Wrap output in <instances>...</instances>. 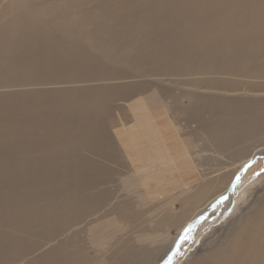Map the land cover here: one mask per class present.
Listing matches in <instances>:
<instances>
[{"label": "bare ground", "instance_id": "obj_1", "mask_svg": "<svg viewBox=\"0 0 264 264\" xmlns=\"http://www.w3.org/2000/svg\"><path fill=\"white\" fill-rule=\"evenodd\" d=\"M88 1L97 17L113 21L107 36H119L122 26L133 39L128 60L124 45L114 47L111 63L89 49L82 56L87 36L80 40L75 31L97 19L87 15ZM28 8L29 0H11L3 11L16 12L14 20H0V44L15 39L12 51L0 54V264H162L264 152L257 150L264 136V0H66L65 9L81 18L53 28ZM123 60L153 79L146 96L135 73L112 83L126 78L110 68ZM98 72L112 82L85 87ZM164 79L172 86L167 98L158 83ZM180 85L185 102L169 108ZM129 94L131 102L122 99ZM189 129L215 142L209 162L220 159L224 169L200 172ZM185 170L194 184L184 183ZM241 213L225 237L217 233L185 264H264V191ZM130 223L140 230L117 238ZM93 247L105 251L84 255Z\"/></svg>", "mask_w": 264, "mask_h": 264}, {"label": "rangeland", "instance_id": "obj_2", "mask_svg": "<svg viewBox=\"0 0 264 264\" xmlns=\"http://www.w3.org/2000/svg\"><path fill=\"white\" fill-rule=\"evenodd\" d=\"M9 2H11V0H0V20H2V23H5L7 21L9 22L10 19L12 21L15 18L14 15L16 12L12 14L11 12L5 13L3 11V7H5L6 4H9ZM39 5H40V7H37ZM46 7H47V9H46ZM32 8H34L35 12L31 11V10H33ZM43 8L45 11L44 10L42 11ZM65 8H66V0H62V1L61 0H41V1L40 0H32V1L29 0L28 12L33 13L32 14L33 16H36L38 14L37 15L38 17L37 18L35 17L34 19L40 21V23H42L43 25H44V23H47L52 28L56 25L61 26L62 24L71 23V22L81 18L80 15L82 13H80L79 11L71 9V8H67V9H65ZM86 8H87V15H90L91 17L92 16L97 17L98 15L101 14V13H98L97 8L94 5H92V3L89 1L87 2ZM116 8H118V7H116ZM116 8L114 9L115 12H116ZM39 9H40V11H38ZM1 11H2V13H1ZM9 14H11V16ZM43 14H45V15L43 16ZM107 19L108 18H104V17H100V16L97 17V19L95 18L92 21V24H94V26L96 25L95 27L90 22L89 23H90V25H92V27L90 25L88 26L89 23H87L88 29H93V28L96 29L97 28L99 31H101L102 35L100 37H95L94 35H93L94 37H90L91 35L88 34L89 30L85 26H84V28L78 27L76 29L75 33H80V36H79L80 40H84L82 37L83 35L87 36L88 42L83 41L84 43L83 42L81 43L82 44L81 48L83 50L81 53L85 52V54L82 56L83 57L87 56V53L90 50L88 55L90 54L89 56H91L92 58H94L98 62L107 61V62L111 63L112 58H113V53H115V51H117L116 49H118L119 45L120 46L124 45V48H123L124 52L125 53L127 52V54L129 55V56H126V59L132 57L133 52H134L133 48L136 46L135 43H132L133 39H130L129 35H127V34H122V32H123L122 26H118L119 28H117L119 31H121L119 36L115 35V36H117L116 38H115V36H111V37L109 35L107 36L103 31L106 30V28H112L114 25L113 21H111L110 19L108 21ZM103 20H105V21L103 22ZM12 23H14V22H12ZM22 23H23V21L20 23V25ZM110 23H113V25ZM133 24H136V23H133ZM26 26H29V24L26 23ZM44 26H46V25H44ZM126 26L127 27L130 26V24H128V25L126 24ZM46 27H48V26H46ZM0 28H1V25H0ZM55 28H57V27H55ZM73 36L75 38H77V40H78V37L76 34H73ZM73 36L66 37L65 39L70 40L73 38ZM120 36H121V38H119ZM161 37L162 36H159V39ZM88 38L89 39L92 38V39L89 41ZM97 38H99L98 40H100L102 38V40L100 42L96 41ZM9 39L13 40L14 37L13 36L11 37L8 35L7 39L4 38L1 41V42H3V41H5V42L0 44V54H3V53L6 54L5 53L6 50H8L10 52L12 51L13 43L15 41L10 42ZM100 44H102V46ZM9 45H12V47L11 46L9 47ZM107 46H108V48H107ZM91 54H93V55H91ZM83 57H81V58H83ZM110 68L111 69H118V70H116V72L118 71L119 77L120 76L126 77L125 80H120V81L114 80V82L111 81L112 83H119V82L122 83V81L128 82L130 80L129 78H133V74L135 73L134 74L135 75L134 80L138 79V82H141L142 85L144 86V88H143L144 94L143 95L146 96L147 93H149L151 91L149 89V85L151 84L153 79L151 78L152 80L150 79L149 81H147L148 78L145 79V77H144L145 74H142L143 77H140L139 75L142 71L139 73L137 71L134 72V68L131 65H129L126 61H124L120 64H116L115 66L110 65ZM138 69H140V68H138ZM93 75H94V77L93 78L91 77L92 78L91 80H94L93 81L94 83L92 81L87 82L88 85L85 87L94 88V87L104 85L105 82H106L105 85H108L109 83H111L110 81H107L106 79H104L102 77L103 76L102 72L91 74V76H93ZM167 81H168V84L166 83L165 79L163 81L162 80L158 81V83L161 85V88H160L161 96H163L164 98L165 97L167 98V96L169 97V95L165 92H166V90L170 89V87H172L170 85V81L168 79H167ZM158 83H157V85H159ZM147 84H148V88L145 87V85H147ZM181 87L183 88L184 86L180 85L176 89L177 92H175V89L172 88L173 89L171 91L172 94L170 95V97L172 99L168 100V102H167V105L169 108H174L175 107L174 105L178 104V101H180V100L182 101V103L185 102V99H181L178 96V93L180 91H182ZM162 88H163V90H162ZM164 89H166V90H164ZM58 91L59 90H56L57 93H58ZM147 91H149V92H147ZM162 94H164V95H162ZM122 99H124L125 101L128 100V102H131L132 95L129 94L127 97L122 98ZM251 99H252V101H251ZM251 99L250 100L247 99V100L252 102L253 104H255L258 101V100H254L255 98H251ZM118 100L119 99L112 100L114 104H112V108H111L112 111L109 113L110 116L114 117L116 115V112L113 110L117 108V106L115 104L118 103ZM174 100H175V102H173ZM234 100L238 101L237 99H234ZM245 101H246V99H245ZM121 102L122 101H120L119 103H121ZM33 109H34V107H33ZM37 111H39L40 113L44 112V110H42V109H37ZM34 113H37V112H34ZM42 113L39 116L43 115ZM163 117L164 116L158 118L157 120H160ZM180 118H181V120L180 119L177 120V123L178 124L180 123L181 125H183L185 123L183 121V119H185V117L180 116ZM204 118H207L206 120H208L209 116L208 115L204 116ZM25 121L26 120H23V122H25ZM191 126H195V125H191ZM188 131L193 133L192 136H193V138H195L194 139V141H195L194 146L196 147V149H198L197 151H200V153H199L200 157L198 158V161H199L198 164H201V171L200 172L204 173V174H208V177H210L213 175L212 173L215 170H217L219 168L224 169L225 168L224 166H220V159H214L213 161L209 162V160L212 158V152L215 150L214 149L215 142H213L211 139L206 138L205 136H199L198 134L195 135L194 129H189ZM171 132H172V130H170V133ZM185 133L186 132L182 131L180 133V138H183V139L187 138V136L184 135ZM261 144H264V136L262 137ZM261 144L257 150L263 149L264 146ZM216 145L219 148V145L218 144H216ZM207 165L210 167H208ZM48 168L49 167H47L46 169L49 170ZM118 168H119L118 171H120V172H121V170L126 171V169L123 167H118ZM187 172L189 173L190 171L185 170L184 176L185 177L187 176V177L184 180V183H187L188 185L190 183L194 184L196 181L195 176L193 175V176L188 177ZM239 174L240 175L237 176L238 178L231 182L232 186H231V184L229 185L230 188L228 187V190L226 192L227 194H220V196L217 197V199L211 205L209 210L206 211V213H204V215L201 216L197 220L196 224L192 228H190L189 230L186 231L185 235L182 237V241L179 244V246H176V248H174L175 250H173V253H171V255L168 256L167 259L165 260V262H163L162 264H185L189 260V258H192V256H194L198 250L202 249L203 246H205V245L208 246L207 242L209 240H212L216 236L217 233L218 234L221 233L222 238L227 235L224 232H226V230L229 228L228 225L230 223H232L233 221L236 222L237 219L241 216L242 210L248 208V206L251 205L252 201L260 193H262L264 191V152L261 153L260 156H257L254 161H252L249 164H247L246 166H244V168L241 170V172H239ZM191 177H193V178L191 179ZM28 185H30V183H28ZM21 187H23V184H21ZM183 204H184V199H181L180 202L175 203L174 208L179 209V206L183 205ZM149 207H150V209H152V206H148L147 208H145L148 211V213L146 215L150 214ZM140 212H141V210H136L133 212V215L135 213L139 214ZM133 215H131V216H133ZM138 218H139V216L137 215L136 219H138ZM141 220L143 221V219H141ZM148 225H150V224H148ZM145 228H146V226H145ZM139 230H140L139 227L135 228V226L132 223H130L122 231L118 232L116 237L121 238V236L130 235L131 232H133L131 236H134L135 233ZM143 230H144V228H143ZM169 232H170L171 237H174L175 235H177V230H175V229L172 230V228H171L169 230ZM111 250H114V248L113 249L111 248ZM104 251H105L104 248L93 247L91 249H86V251L84 252V255L91 257V258H94L95 256H100Z\"/></svg>", "mask_w": 264, "mask_h": 264}, {"label": "water", "instance_id": "obj_3", "mask_svg": "<svg viewBox=\"0 0 264 264\" xmlns=\"http://www.w3.org/2000/svg\"><path fill=\"white\" fill-rule=\"evenodd\" d=\"M255 159H256V158H255ZM255 159H252L250 162L254 161ZM250 162H249V163H250ZM249 163H248V164H249Z\"/></svg>", "mask_w": 264, "mask_h": 264}]
</instances>
